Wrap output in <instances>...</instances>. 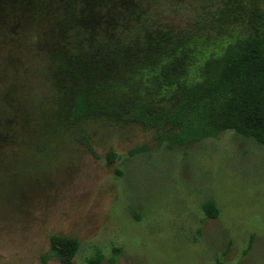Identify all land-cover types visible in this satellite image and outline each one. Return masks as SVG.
<instances>
[{
    "label": "rangeland",
    "instance_id": "rangeland-1",
    "mask_svg": "<svg viewBox=\"0 0 264 264\" xmlns=\"http://www.w3.org/2000/svg\"><path fill=\"white\" fill-rule=\"evenodd\" d=\"M140 1L142 22L105 27L134 60L102 64L98 77L111 85L92 96L168 105L176 82L199 79L204 60L242 35L240 25L218 17L227 0ZM243 1L264 13V0ZM49 26L10 16L0 24V264H41L50 234L79 240L65 264H87L97 252V264H264V146L226 130L169 148L154 128L105 114L68 123L72 81L52 72L58 35ZM158 29L188 34V55L167 77L139 65L144 32ZM207 199L217 217L204 214Z\"/></svg>",
    "mask_w": 264,
    "mask_h": 264
},
{
    "label": "trees",
    "instance_id": "trees-1",
    "mask_svg": "<svg viewBox=\"0 0 264 264\" xmlns=\"http://www.w3.org/2000/svg\"><path fill=\"white\" fill-rule=\"evenodd\" d=\"M141 7L140 0H0V24L10 16L27 24L47 22L50 35L54 38L57 33L58 39L55 36L51 40V68L72 81L63 109L68 123L105 114L154 128L157 142L169 148L215 137L226 130L264 146V13L243 0H227L216 9L224 23L237 22L242 35L227 43L220 54L204 60L199 79L178 80L170 104L92 96L94 88L111 85L98 77L101 66H105L102 64L114 67L134 60L129 45L112 32L107 33L105 27L112 26L110 21L120 25L132 20L142 22L136 17ZM142 43L145 51L139 65L156 68L161 77L170 75L188 55V34L149 30L144 32ZM75 136L93 158H102L84 132L77 130ZM141 149L135 147L130 152ZM116 156L113 148L104 154L107 160ZM201 207L206 216L219 214L212 199L205 200ZM79 246L75 237L50 234L48 248L40 255L41 264L52 257L69 263ZM101 259L97 252L87 258V264H97ZM216 264L222 263L217 260Z\"/></svg>",
    "mask_w": 264,
    "mask_h": 264
}]
</instances>
